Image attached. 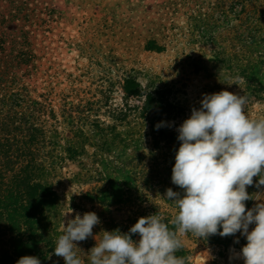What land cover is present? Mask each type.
I'll use <instances>...</instances> for the list:
<instances>
[{"label":"rangeland","instance_id":"374dc122","mask_svg":"<svg viewBox=\"0 0 264 264\" xmlns=\"http://www.w3.org/2000/svg\"><path fill=\"white\" fill-rule=\"evenodd\" d=\"M0 59L9 84L46 107L60 235L63 219L86 212L100 218L98 238L157 212L173 220L163 196L183 194L171 180L176 129L203 94L245 95V114L264 118V0H0ZM258 179L250 195L264 194ZM231 237L181 239L191 264H244L230 257L246 238ZM75 243L87 253L96 241Z\"/></svg>","mask_w":264,"mask_h":264},{"label":"clouds","instance_id":"9594fccd","mask_svg":"<svg viewBox=\"0 0 264 264\" xmlns=\"http://www.w3.org/2000/svg\"><path fill=\"white\" fill-rule=\"evenodd\" d=\"M247 102L245 95L228 90L203 94L200 107H193L176 129L180 145L171 180L183 194L168 188L163 196L177 209L173 227L157 212L138 218L126 233L102 230L98 238L93 234V227L101 223L98 215L77 214L66 222L63 219L52 254L65 264H186L184 257L176 255L185 234L207 240L239 232L247 243L230 259L264 264V194L247 191L253 177H259L257 188L264 186V118H249ZM162 126L163 121L155 127ZM248 200L261 202L246 209ZM250 225H254L251 231ZM131 234H138L139 240ZM88 237L96 243L84 253L75 242ZM234 242L239 243V238ZM16 264H41V260L25 255Z\"/></svg>","mask_w":264,"mask_h":264},{"label":"trees","instance_id":"16d2710c","mask_svg":"<svg viewBox=\"0 0 264 264\" xmlns=\"http://www.w3.org/2000/svg\"><path fill=\"white\" fill-rule=\"evenodd\" d=\"M16 56L14 59L16 60ZM0 59V264H16L25 255L37 256L41 264H52L60 235L50 219L58 196L44 179L45 149L55 144L42 117L46 107L34 100L26 87L14 88ZM55 134H58L55 132ZM68 153H76L68 148ZM173 227L172 220L164 218ZM130 228H123L122 233ZM135 241L137 234H131ZM226 244L232 237L227 236ZM191 264L190 253L182 247L176 253Z\"/></svg>","mask_w":264,"mask_h":264}]
</instances>
